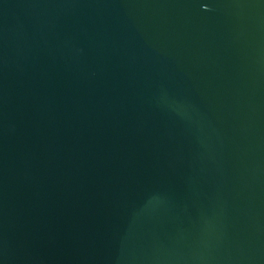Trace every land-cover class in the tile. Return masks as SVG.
I'll return each instance as SVG.
<instances>
[{"label": "water", "instance_id": "95a60500", "mask_svg": "<svg viewBox=\"0 0 264 264\" xmlns=\"http://www.w3.org/2000/svg\"><path fill=\"white\" fill-rule=\"evenodd\" d=\"M0 264H264V0H0Z\"/></svg>", "mask_w": 264, "mask_h": 264}]
</instances>
